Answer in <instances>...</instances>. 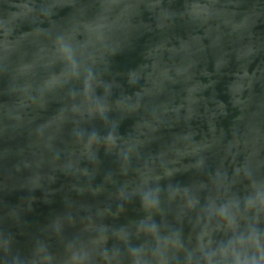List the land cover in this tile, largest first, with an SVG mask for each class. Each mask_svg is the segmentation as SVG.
<instances>
[{"label": "water", "instance_id": "95a60500", "mask_svg": "<svg viewBox=\"0 0 264 264\" xmlns=\"http://www.w3.org/2000/svg\"><path fill=\"white\" fill-rule=\"evenodd\" d=\"M39 2L0 0V264H132L137 256L141 264H156L151 236L138 231L153 221L161 236L181 233L184 248L170 249L168 264H188L189 253L192 264H199L195 236L210 216L209 205L215 211L227 204L249 232L258 225L264 243V0H55L59 6L47 20L38 10L27 13L24 7ZM49 24H76L81 32L80 24L105 25L111 31L118 48L108 57L104 79L113 84V106L125 93L117 85L127 79L130 67H136L140 84L150 91L142 100L148 112L154 101L173 108L185 103L189 87L207 85L195 93L200 104L192 128L184 121V108L179 116L172 111L164 115L157 133L133 124L143 123L145 114L125 115L120 131L127 134L121 146L137 137L143 141L127 161L120 149L108 152L102 142L93 146L95 159L83 153L74 129L103 132L108 122L99 119H70L38 135L35 124L41 117L18 107L21 96L16 89L24 83L18 66L34 59L50 39L38 31ZM6 29L10 39L20 41L9 53L2 47ZM249 49L252 54L246 55ZM245 70L255 75L252 88L241 96L247 104L243 119L224 122L231 129L227 137L217 129L204 141L212 142L207 153L211 171L184 173V162L177 164L183 174L176 181L195 185L201 201L196 212L187 213L182 202L168 199L169 181L155 179L161 171L158 154L167 150L177 132L204 135L214 98ZM162 72L170 80L163 79ZM154 82H162V94ZM102 93V87L97 89ZM145 165L153 168L148 187H161L155 215L146 214L139 203ZM218 225L212 217L209 229ZM137 247L141 251L133 253Z\"/></svg>", "mask_w": 264, "mask_h": 264}, {"label": "clouds", "instance_id": "9594fccd", "mask_svg": "<svg viewBox=\"0 0 264 264\" xmlns=\"http://www.w3.org/2000/svg\"><path fill=\"white\" fill-rule=\"evenodd\" d=\"M58 6L55 0H40L38 4H34L33 8L27 5L24 7L27 13H32L34 9L38 10L47 20L54 16V8ZM43 24L44 21L41 22V25ZM106 27L105 25L80 24L79 28L83 29L81 32L76 24L60 28L52 24L47 27L41 26L38 31L48 33L50 39L40 46L34 59L18 66V72L24 79V83L16 89L21 96L18 107L22 111L27 110L41 117L35 124L38 135H43L46 130L53 127L60 128L70 119L78 118L84 121L87 118L108 122L103 132L95 127L74 129L76 142L81 145L83 153L90 160L96 158L93 146L102 142L108 152L120 149L127 161L132 151L142 145L143 141L137 137L131 143L126 142L124 147L121 146V137L127 134L120 131L125 115L145 114L143 123L137 124L133 120V124L137 129L157 133L159 131L157 125L164 115L172 111L179 116L181 108H184V121L191 129L192 122L197 118L200 104V98L195 93L206 90L208 86L197 83L189 87L184 98L185 103L173 108L164 101H154V106L148 112L142 100L145 95L150 94V91L140 84V73L136 67H130L127 79L122 85H117V87H124L125 93L115 100L113 106L110 102L113 84L106 82L104 76L110 68L108 57L116 55L118 44L111 31L105 30ZM22 31L26 32L28 29H22ZM9 37L10 30L6 29L2 41V47L6 53L15 51L20 45V41ZM80 37L83 38V42ZM251 54L252 50L249 49L246 55ZM254 75V72L250 75L245 70L236 81L229 84L222 96L214 98L210 118L202 129L204 135H200L195 130L177 132L167 150L158 154L161 171L155 175V179L169 181L165 186L168 199L171 202L177 200L182 202L183 209L187 213L196 212L201 203L200 197L194 190L195 185L179 183L175 178L183 174L181 167L184 173L203 174L211 171L208 167L207 153L212 147V142L204 141L209 134L214 135L217 129L221 135L227 137L231 129L224 122L227 121L231 125L233 121L243 119L241 113L247 104L241 96L245 89L252 88ZM161 77L170 80L167 72H162ZM245 79L248 81L247 84L243 83ZM101 87L103 93L98 95L97 89ZM154 87L157 93L162 94V82H154ZM113 112L118 115L110 117V113ZM15 119L19 123L21 116L17 114ZM250 130L256 131V129ZM140 135H143V131ZM181 161L184 163L181 167H177ZM216 175L219 177V171ZM152 178L153 168L145 165L140 177L144 189L138 195L140 207L144 212L155 215L160 210L161 187L159 184L154 188L148 187ZM212 209L213 206L209 205L210 216L205 219L203 227L195 236L196 251L200 253L199 264H264V243H262L258 225L251 232L248 231L247 224L241 227L237 223L236 215L229 211L227 204L220 205L215 211ZM212 217L218 220L219 225L209 229ZM147 218L151 219V215ZM199 222L198 218L197 223ZM138 231L151 236L156 246L154 252L156 264H168L166 253L170 249L179 251L184 248L179 230L161 236L158 225L153 221L147 228H140ZM132 251L138 253L141 249L137 247ZM186 260L188 264H192L193 254L189 253ZM132 264H141V259L138 256L134 257Z\"/></svg>", "mask_w": 264, "mask_h": 264}]
</instances>
